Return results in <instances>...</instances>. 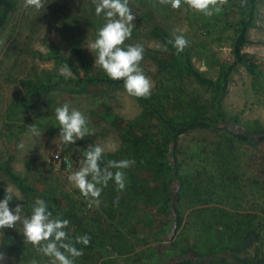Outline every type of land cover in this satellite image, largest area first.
I'll use <instances>...</instances> for the list:
<instances>
[{"label":"rangeland","instance_id":"374dc122","mask_svg":"<svg viewBox=\"0 0 264 264\" xmlns=\"http://www.w3.org/2000/svg\"><path fill=\"white\" fill-rule=\"evenodd\" d=\"M9 2L0 26V189L5 192L11 186L20 197L14 194L9 207L21 204V215L30 217L35 200L43 199L53 218L69 221L65 231L72 242L74 236L88 235L87 246L73 242L82 251L74 264H175L184 258L201 264L199 256L208 262L224 246L232 249L229 256L241 260L262 258L264 142L240 143L217 123L181 135L174 146L168 127L177 116L201 115L217 122L222 114L226 124L250 132L264 130V0H227L212 16L183 3L173 9L159 0H129L136 19L124 47L144 48L140 67L152 83L146 104L114 84L78 83L71 69L67 78L75 82L60 84L59 78H66L60 74L65 66L54 56L71 64L81 78L106 75L87 48L106 23L103 14H95L93 0H44L39 12L25 9L23 0ZM242 21L248 25L242 52L260 66L259 74L235 65L226 92L217 96L187 73L183 62L189 59L202 77L215 82L233 65V42ZM152 26L172 40L182 35L187 47L174 53ZM173 56L176 61L170 66ZM65 103L88 121L90 134L76 144L62 143L59 137L55 109ZM31 124L41 137L30 132ZM96 145L106 149L105 164L123 159L135 164L121 169L122 191L110 180L99 204L89 206L69 182V174L54 165L51 152L62 146L63 157L75 171L88 148ZM169 160L175 161L172 168L178 170L183 187L171 182ZM6 166L31 185L33 196L9 179ZM172 203L181 220L178 227ZM0 252L7 256L0 264L52 261L24 242L20 223L15 229H0Z\"/></svg>","mask_w":264,"mask_h":264},{"label":"clouds","instance_id":"9594fccd","mask_svg":"<svg viewBox=\"0 0 264 264\" xmlns=\"http://www.w3.org/2000/svg\"><path fill=\"white\" fill-rule=\"evenodd\" d=\"M93 3L95 14L97 16L103 14L106 20L98 30L96 39L87 45L94 54V65L101 68L110 79L123 80L128 95L148 98L151 95L152 83L140 67L144 48L140 44L124 47L125 41L131 37L135 26L133 21L136 19L129 7V0H93ZM159 3L171 5L173 9H179L183 3L205 16H212L214 12L221 11V6L226 4L227 0H159ZM23 7L39 12L45 8V3L44 0H23ZM187 45L188 41L182 35L175 36L174 47L178 53ZM60 74L67 78L71 72L65 66L60 69ZM55 118L59 124V137L62 143L76 144L90 134L84 114L75 108L70 109L68 103L55 109ZM29 130L36 137L42 135L35 124H31ZM105 150V147L100 145L90 146L75 171H72L69 165L68 180L89 201V206L99 204L101 192L110 180H114L117 188L122 191L125 188V174L121 169H127L135 164L134 160L129 159L110 160L101 168ZM111 169L117 171L113 172ZM14 194L17 195V200H20L18 193L11 186H6L4 198L0 200V229H15L17 223H20L24 242L52 258L51 264H74L73 258L82 255V251L74 246L65 231L69 221L53 218L43 199H36L31 216L24 217L21 215L23 211L21 204H17L14 209L9 207ZM89 242L88 235L75 238V243L87 246ZM6 259V253L0 252V262ZM33 264L36 262L33 261Z\"/></svg>","mask_w":264,"mask_h":264},{"label":"trees","instance_id":"16d2710c","mask_svg":"<svg viewBox=\"0 0 264 264\" xmlns=\"http://www.w3.org/2000/svg\"><path fill=\"white\" fill-rule=\"evenodd\" d=\"M10 7H11V4L9 0H0V26L4 23ZM240 25H241L240 28L237 29L238 35L233 42V57H234L233 65L229 69H225L219 75L218 79L215 82L207 80L204 77H202L201 74L192 67L189 59L185 58L183 62L184 69L187 71V73H189L193 78H195L202 85H206L207 87H209L217 96L223 95L226 92L227 83H228V75L230 73V70L235 65L237 64L244 65L250 75L255 76L259 74L260 66L255 64V62L252 60V58L248 56V54L242 52V49L244 48V46L248 44V38H247L248 25L245 23V21H242ZM152 30L155 33L156 37L161 39L167 45L169 50L173 52L176 51V48L174 47V40H172L168 35H166L164 32H162L161 30H159L158 28L154 26H152ZM169 41H173V43H169ZM78 55H79V58L83 66V70L85 74H87V70H88L87 64L84 58L80 54ZM182 55L186 57V55L184 54ZM54 57L56 61L59 62L61 65L67 66L69 69L73 71V73L77 77L78 83H85V84L109 83V84L117 85L121 89L125 90L123 80H112L107 75L96 76L92 78H89L87 75H85V77L81 78L77 70L71 64H69L67 61L63 60L60 57H57V56H54ZM175 61H176V57L173 56L172 60L169 62V65L174 66ZM59 80H60V84H67V82L69 83L75 82V80L71 78H59ZM23 85L25 87H30V88L37 87L35 84H32L31 82H23ZM39 86L42 87V85H39ZM135 98L143 104H146L148 102V98H137V97ZM188 106H191V105L188 104ZM176 118H179V119L173 120L169 124V127H168V134L170 136V142L174 146L176 145L177 140L181 135H184L188 133L189 131L194 130L196 128H207V129L212 128L217 123H219L223 127V129L226 130L225 131L226 133L231 135L234 139H236L240 143L258 145L264 142V130L261 132H250V131H245L243 129H240L236 126L226 124L223 119L222 114H219L218 116L219 119L217 122L213 120V118L211 117H203L201 115H192V116L190 115L186 118H183V116H177ZM174 162L175 161H172V162L170 160L168 161V165H169L168 167H171L172 169L171 182L179 183V188H180V187H183V183L179 176L178 170L176 168H172V166L174 165ZM105 165L106 164L102 158L101 168L105 167ZM5 171L9 179L20 190L32 196L34 195L33 188L31 187V185L28 184V182L24 178L19 176L17 173L13 172L8 166L5 167ZM4 195H5V192H3V190L0 189V196L4 198ZM50 201L53 204L57 205V201L54 198H51ZM167 203H169V199ZM170 210L172 211L173 215H175L174 216L175 227H178L181 220L177 214L175 204L173 203L171 204ZM59 219L64 220V217L60 216ZM75 238H76L75 236L72 238L73 242H75ZM229 253H232V249H229L227 248V246H224V249H222L220 253L215 252V254H211V260H209L208 262H203L200 256H199V260H201L202 262L201 264H237L238 262L245 263V264H264V256L262 258H258L257 261H252L248 259L241 260L234 254H231V256H229ZM230 259H232L234 262H230ZM175 264H194V262L191 258H184L176 262Z\"/></svg>","mask_w":264,"mask_h":264},{"label":"built area","instance_id":"2783aa9c","mask_svg":"<svg viewBox=\"0 0 264 264\" xmlns=\"http://www.w3.org/2000/svg\"><path fill=\"white\" fill-rule=\"evenodd\" d=\"M51 160L58 170H60L63 173L69 174L70 171L69 165H71V163L67 158L63 157L62 146H57L52 150ZM71 170H72V166H71Z\"/></svg>","mask_w":264,"mask_h":264}]
</instances>
